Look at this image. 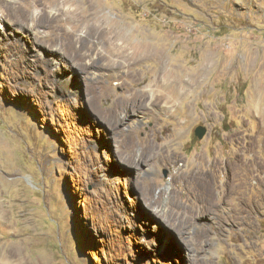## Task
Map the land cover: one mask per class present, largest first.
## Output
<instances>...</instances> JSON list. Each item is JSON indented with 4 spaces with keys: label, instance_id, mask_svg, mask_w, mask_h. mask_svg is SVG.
Returning a JSON list of instances; mask_svg holds the SVG:
<instances>
[{
    "label": "rangeland",
    "instance_id": "1",
    "mask_svg": "<svg viewBox=\"0 0 264 264\" xmlns=\"http://www.w3.org/2000/svg\"><path fill=\"white\" fill-rule=\"evenodd\" d=\"M0 264H264V0H0Z\"/></svg>",
    "mask_w": 264,
    "mask_h": 264
},
{
    "label": "bare ground",
    "instance_id": "2",
    "mask_svg": "<svg viewBox=\"0 0 264 264\" xmlns=\"http://www.w3.org/2000/svg\"><path fill=\"white\" fill-rule=\"evenodd\" d=\"M114 33V32H113ZM113 36V35H112ZM110 37V41L114 38V37ZM120 40H122L123 42H122V44L123 45H121V47H118V48H121V52H122V49H126V48H129V43L125 40V38H124V36L123 37H121V38H119ZM112 44H114V42L112 43ZM111 44V45H112ZM117 44V43H116ZM152 44V43H151ZM118 45V44H117ZM146 46L147 45H139V46H137L136 47V49L137 50H140V49H147L146 48ZM148 47V46H147ZM114 48V50L115 51H117L118 49H117V47H113ZM150 49V48H149ZM114 50H113V52H114ZM132 50H133V48H132ZM154 50V49H153ZM160 51V50H159ZM138 52V51H137ZM136 52V53H137ZM149 52V50L147 51H143L142 50V52H141V54H147ZM151 52V51H150ZM158 52V51H157ZM150 54V53H149ZM152 54V53H151ZM144 55V56H145ZM140 56V55H139ZM161 56V51L158 53V58ZM146 57V56H145ZM136 58H137V56H136ZM150 58V57H149ZM153 58V57H152ZM157 58V57H156ZM138 59V58H137ZM152 83H154V84H156V85H160L161 87H162V93H166L165 92V90L167 89V91L169 92V88H170V85H171V83H172V79L170 78V76H168V74H164L163 76H161V77H154L153 78V81H152ZM157 89V88H156ZM171 91V90H170ZM141 92V91H140ZM139 93V92H138ZM142 93H144V92H142ZM147 93V92H146ZM141 94V93H140ZM167 94V93H166ZM134 95V94H133ZM181 95V94H180ZM143 97H145V95L143 96ZM158 98H159V96H157ZM162 97V96H161ZM135 98V97H134ZM138 98V97H137ZM168 98V97H167ZM136 99V98H135ZM160 99V98H159ZM168 100V99H167ZM120 102V101H119ZM142 102V101H141ZM161 102V101H160ZM122 104V103H121ZM122 105H124V104H122ZM117 106V105H116ZM126 107H128V106H126ZM114 108H116V107H114ZM121 109H125V108H121ZM115 110H117V109H115ZM122 111V110H121ZM124 111V110H123ZM115 112V111H114ZM116 112H118V110L116 111ZM113 113V112H112ZM111 114V113H110ZM111 116V115H110ZM112 116H113V114H112ZM169 138V135H167V137H165L164 139H165V141L167 140ZM170 141V140H169ZM171 141H173V140H171ZM150 142V141H149ZM129 143V142H128ZM152 143V142H151ZM161 144H163V146L164 147H162V150H163V152L166 154H168L169 152H170V150L168 149V144H167V141H166V143H161ZM129 145V144H128ZM131 145V144H130ZM144 148V147H143ZM149 148V147H148ZM153 148V147H152ZM151 148V149H152ZM154 148L156 149V148H158L157 147V145H156V147L154 146ZM153 151V150H152ZM161 151V150H160ZM147 152V151H146ZM156 152V151H155ZM153 153H154V151H153ZM159 154V153H158ZM153 155V154H152ZM161 155V154H160ZM158 156V155H157ZM130 159V158H129ZM197 159V158H196ZM199 159V158H198ZM200 161H201V159H200ZM199 162V161H198ZM195 166V165H194ZM194 169H197V170H199V171H201V163H199L197 166H195V168ZM211 169L212 170H214V171H216V166H212L211 167ZM183 171V170H182ZM199 173V172H198ZM180 174V173H179ZM187 175V174H186ZM194 175V174H193ZM187 177V176H186ZM189 177H190V175H189ZM179 178V177H178ZM185 179V178H184ZM197 179H198V177H197ZM194 180H195V178H194ZM186 181L187 180H185L184 182L186 183ZM189 181V180H188ZM187 181V182H188ZM193 182V181H192ZM197 182V181H196ZM191 183V182H190ZM186 185V184H185ZM152 186V185H151ZM191 186V185H190ZM151 195V194H150ZM149 196V195H148ZM148 199V198H147ZM145 201H147V200H145ZM152 204H159V201L158 200H155L154 202H151ZM155 207V206H154ZM153 207V208H154ZM156 210V209H155ZM154 210V211H155ZM156 212V211H155ZM157 214V213H156Z\"/></svg>",
    "mask_w": 264,
    "mask_h": 264
},
{
    "label": "water",
    "instance_id": "3",
    "mask_svg": "<svg viewBox=\"0 0 264 264\" xmlns=\"http://www.w3.org/2000/svg\"><path fill=\"white\" fill-rule=\"evenodd\" d=\"M206 133V128L202 125L197 126L194 129V134L198 137V138H202L203 135Z\"/></svg>",
    "mask_w": 264,
    "mask_h": 264
}]
</instances>
